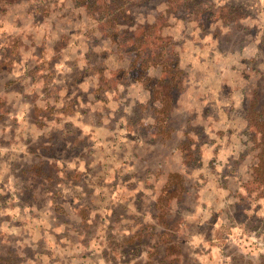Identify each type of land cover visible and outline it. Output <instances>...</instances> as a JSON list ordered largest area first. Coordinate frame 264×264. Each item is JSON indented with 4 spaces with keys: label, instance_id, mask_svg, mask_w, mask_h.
Listing matches in <instances>:
<instances>
[{
    "label": "rangeland",
    "instance_id": "rangeland-1",
    "mask_svg": "<svg viewBox=\"0 0 264 264\" xmlns=\"http://www.w3.org/2000/svg\"><path fill=\"white\" fill-rule=\"evenodd\" d=\"M263 100L264 0H0V264H264Z\"/></svg>",
    "mask_w": 264,
    "mask_h": 264
},
{
    "label": "trees",
    "instance_id": "trees-1",
    "mask_svg": "<svg viewBox=\"0 0 264 264\" xmlns=\"http://www.w3.org/2000/svg\"><path fill=\"white\" fill-rule=\"evenodd\" d=\"M166 79L163 78V80ZM251 112V119L259 135L256 163L253 168L254 178L257 182L264 183V100L257 109L252 110ZM168 191H170V189H168Z\"/></svg>",
    "mask_w": 264,
    "mask_h": 264
}]
</instances>
